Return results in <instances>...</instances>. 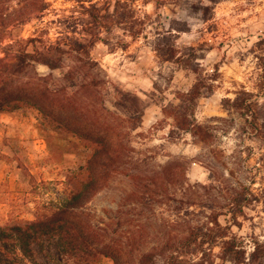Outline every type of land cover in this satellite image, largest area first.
<instances>
[{"label": "rangeland", "instance_id": "1", "mask_svg": "<svg viewBox=\"0 0 264 264\" xmlns=\"http://www.w3.org/2000/svg\"><path fill=\"white\" fill-rule=\"evenodd\" d=\"M47 2L40 18L7 35L80 36L79 3ZM133 8V23L124 21L112 1L92 63L71 52L60 68L38 65L57 113L0 111V226L24 231L2 239L0 230V264H114L53 232L60 219L92 227L91 243L149 250L183 244L217 214L233 222L232 211L236 239L204 242L212 264H264V0H137ZM132 25L143 31L136 39ZM10 42L2 40L0 59ZM93 161L106 169L92 175ZM80 190L81 207L64 211ZM239 193L242 206L231 201Z\"/></svg>", "mask_w": 264, "mask_h": 264}, {"label": "trees", "instance_id": "2", "mask_svg": "<svg viewBox=\"0 0 264 264\" xmlns=\"http://www.w3.org/2000/svg\"><path fill=\"white\" fill-rule=\"evenodd\" d=\"M82 7V20H80L81 28L76 30L74 27V33L69 35L65 34L63 37H59L58 40H52L41 35H35L24 38H12L7 35L9 33L8 28L10 25H16L32 21L34 18H40L42 12L49 6L47 0H0V44L2 40L10 38L11 42L5 46L6 56L0 59V111L7 109H16L22 106L32 105L40 109L45 113L48 110L51 114L58 112L60 108L56 109L53 98L49 95V90L42 86L43 76L37 71L38 65H47L52 69L60 68L62 58L65 54L75 52L82 57V60L89 64L92 63L91 47L94 46L100 37L99 30L103 27L104 22L110 17V6L113 0H75ZM137 0H115V6L117 11L122 9L124 21L133 23V19L136 14L134 13L133 5ZM18 2V4H16ZM147 16V15H146ZM13 21V22H12ZM13 23V24H12ZM78 27V25H77ZM130 34L133 38H138L143 33L142 29L135 30L134 26H131ZM17 52L14 55L13 61H6L10 53V49L16 48ZM31 47V50L29 49ZM174 54V51L171 50ZM34 70V78L30 82L25 81L27 77ZM3 74L5 75L3 77ZM195 90L192 95L195 94ZM200 96L201 92L195 94ZM62 110H64L62 108ZM116 151V150H115ZM100 153H96V157L99 158ZM117 154V153H116ZM116 158V155H114ZM110 157H113L110 156ZM104 164L93 161V165L90 167L92 175L101 174L104 171ZM100 185L96 182L90 183L88 188L91 191H95ZM83 198V190H80L73 194L72 199L67 203V209L64 211L77 210L81 207V199ZM244 193L231 198L232 203L242 206ZM234 209V206L233 208ZM242 211V210H240ZM65 213V212H64ZM233 222L227 221L224 225L220 221V215L217 214L210 218L209 224H198L190 228L189 234L184 238L185 242L179 246H162L151 248L149 250H135L132 246L125 245L119 242H106L103 238H99L94 244L89 241V237L95 238L92 232V227L83 225V231L76 226L73 221L60 219L52 224L53 232L61 235L64 239L69 240L79 249L84 251L86 256L96 261L99 255L108 256L112 258L114 264H159V257L165 258V264H212L214 259L213 247H205L204 242L207 238L216 241L218 238H228L233 234L231 232L232 223H239L237 220L236 212L232 211ZM33 226L37 222H32ZM8 226H0L2 230V239L7 237H13V235L24 236L22 228H12V233H9ZM94 231V230H93ZM95 232V231H94ZM231 233V234H230ZM96 234V233H95ZM227 241L229 244L236 239V235H233ZM258 246L255 248L256 252L260 249V243H256ZM226 248V246H225ZM228 254L237 256L240 251L228 245L225 249Z\"/></svg>", "mask_w": 264, "mask_h": 264}]
</instances>
